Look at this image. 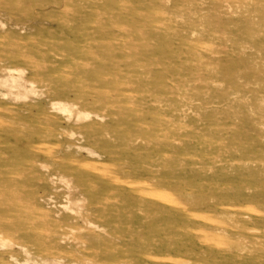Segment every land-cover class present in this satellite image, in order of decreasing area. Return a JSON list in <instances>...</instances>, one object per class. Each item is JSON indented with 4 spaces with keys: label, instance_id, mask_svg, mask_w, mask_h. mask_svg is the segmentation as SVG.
<instances>
[{
    "label": "rangeland",
    "instance_id": "obj_1",
    "mask_svg": "<svg viewBox=\"0 0 264 264\" xmlns=\"http://www.w3.org/2000/svg\"><path fill=\"white\" fill-rule=\"evenodd\" d=\"M0 264H264V0H0Z\"/></svg>",
    "mask_w": 264,
    "mask_h": 264
}]
</instances>
